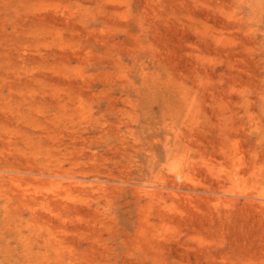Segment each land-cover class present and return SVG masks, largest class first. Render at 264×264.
Masks as SVG:
<instances>
[{
    "label": "rangeland",
    "instance_id": "rangeland-1",
    "mask_svg": "<svg viewBox=\"0 0 264 264\" xmlns=\"http://www.w3.org/2000/svg\"><path fill=\"white\" fill-rule=\"evenodd\" d=\"M0 264H264V0H0Z\"/></svg>",
    "mask_w": 264,
    "mask_h": 264
}]
</instances>
